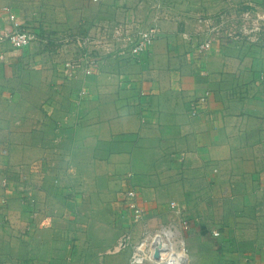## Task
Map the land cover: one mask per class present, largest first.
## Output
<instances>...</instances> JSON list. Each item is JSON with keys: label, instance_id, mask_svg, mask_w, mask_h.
<instances>
[{"label": "crops", "instance_id": "crops-1", "mask_svg": "<svg viewBox=\"0 0 264 264\" xmlns=\"http://www.w3.org/2000/svg\"><path fill=\"white\" fill-rule=\"evenodd\" d=\"M140 1L0 0V28L11 24L9 13L35 30L87 28L89 16L148 14ZM172 1L173 15L159 20V36L139 60L102 50L98 74L67 77L65 63L80 48L17 55L0 44V264H117L107 251L124 228L121 197L130 188L145 208L143 222L173 217L176 201L195 219L190 241L218 237L233 260L219 259L213 246V261L204 262L197 245V264H246L249 247L224 239L245 236L263 203L264 46L214 37L198 55L206 35L195 24L230 3L264 8V0ZM98 24L90 28L100 36ZM207 92L192 115L191 102ZM5 174L28 189L33 207L11 183L4 188ZM225 215L226 231L212 234Z\"/></svg>", "mask_w": 264, "mask_h": 264}, {"label": "built area", "instance_id": "built-area-1", "mask_svg": "<svg viewBox=\"0 0 264 264\" xmlns=\"http://www.w3.org/2000/svg\"><path fill=\"white\" fill-rule=\"evenodd\" d=\"M92 1L99 3L104 0ZM162 2L163 0L148 1V9L152 10L150 15L153 20L152 18L140 19L138 15H135L131 18L104 21L98 24L102 31L98 40L91 38L88 33L64 37H62L63 34L54 36L42 34L41 31L33 30L21 22L14 13H9L11 24L0 28V42L7 41L14 48H25L37 42L48 45L76 40L83 53L78 58L65 63L66 75L70 78L76 77L80 71L85 75H94L100 72L105 60L102 50H106V54L119 56L122 61L128 63L136 62L149 50L160 34L158 21L167 17L165 10L162 14L153 15L155 11L158 12V9L162 8ZM141 4L145 5L146 1H142ZM195 26L200 34L206 35L204 40L196 45L198 55H204L210 50L214 37L223 42L247 41L264 46V8L254 3H248L245 6L230 4L214 17L201 15ZM59 35L60 37H57ZM260 80L264 83V72ZM85 93V90L81 91L80 97H83ZM205 103V96L193 100L190 105L191 114L197 115ZM3 185L6 187L8 181L4 180ZM24 198L25 203L31 207L36 204L35 198L28 196ZM121 203L131 212L134 223L138 224L144 220L145 208L138 200L136 189L126 190L121 197ZM171 208L179 220L164 225L157 231L145 229L140 243L133 248L129 264H144L147 260L154 264H190L185 246V232L191 229V222L186 217L185 208L178 202L172 201ZM131 242V233H125L115 251L127 247Z\"/></svg>", "mask_w": 264, "mask_h": 264}, {"label": "rangeland", "instance_id": "rangeland-1", "mask_svg": "<svg viewBox=\"0 0 264 264\" xmlns=\"http://www.w3.org/2000/svg\"><path fill=\"white\" fill-rule=\"evenodd\" d=\"M142 1H144V0H141L140 2H142ZM145 1H146V3H148V1H150V0H145ZM23 2H24L23 3L24 8H26V10L29 9L31 5H28L26 1H23ZM230 4L237 5V3H230ZM175 6H176L175 2H173L172 0H163L162 8L160 10L158 9V12L155 11L153 13V15L154 14L155 15L156 14H162V13H164V10H165V12H167V17H168L169 13H171V15H173V13H174L173 10H174ZM150 13L152 14V10L148 9V14L146 13L144 16L138 15V18H140V19H150V18H152ZM23 16L28 22H30V19L26 18V16H28V12H25L23 14ZM88 20L90 22V25L87 26V28H86V26L84 27V25L82 24V25H79L80 26L79 28L75 27L74 29H70L71 31L70 30H58V31H55L53 29H50L49 27L48 28H45V27L42 28L40 25H38L40 27H39V29L37 31H41L42 34H46L47 33L49 36H54L55 34L56 35L57 34H63L62 37L70 36L71 34L83 35V34H86V32H87L89 35H91V38H93L94 40H98V36L96 34H94L95 32L92 31V28H90V26L91 25L92 26L96 25V23L100 24V23H102V22H104L106 20L101 21V20L97 19V17H93V16H89ZM152 20H153V18H152ZM28 27L33 29V30H35V28H34L35 26L28 25ZM73 30H76V31H73ZM57 37H60V35L57 36ZM2 43H7V44L10 45V43H8L7 41L0 42V44H2ZM69 46H72V47H75L76 49H79V46H78L76 40L71 41V42H67V43H64V42L63 43H59V47L61 48V51L63 50V48H68ZM41 48L46 49L50 53H55V44L50 43L48 45H44V44H42L40 42L34 43L33 45H31L29 47H25V48H14V47H12V50L10 51V53L14 52L17 55H21V54H23L25 52L26 53H36V52H39ZM2 50H4V49H2ZM1 58H3L5 60V57L1 56ZM75 58H77V57H74L72 59H75ZM20 65H21V62L20 61L17 62V67H20ZM67 77H66V79H68ZM49 78L50 77L47 76V80L48 81H49ZM72 78H75V77H72ZM72 78H70V79H72ZM209 94L210 93L207 92V93H205V95H203V96L206 97V103L208 101ZM190 112H191V110H190ZM22 178H23L22 179L23 181L27 180L26 175H24ZM4 180L8 181V185L6 186V188L4 186L5 189H7L9 187L10 183H11L14 189H16L17 191H19V190L22 191L20 193V196H21L22 199L24 197H26V196H29V197L32 196V195L29 194L28 189L27 188L25 189V186H22L21 188L19 187L18 183H19L20 180H17V178H12L10 175L5 174V176L2 177V179H1V184L2 185H3V181ZM26 182H28V181H26ZM5 200L6 199L3 198L1 201L5 202ZM180 205H182V204H180ZM122 206H123V210L125 212L123 214V218H124V222H125L124 228H123V230L121 232L120 237H118L119 239L116 242V244L112 245L109 248V250L107 251L109 260H111L112 262L117 263V264H129L130 258H131L132 253H133V248H134V246L136 244L140 243L141 239L143 238V231L145 229H148L150 231H157V229L163 227L164 225H167V224H169L171 222H177L179 220V218L176 215H173V217L169 216L166 219H164V217H161L160 219L157 218L154 222H152L151 225L149 223L146 224L143 221L141 223L137 224V223H134L132 221L131 212L128 209H126V207L123 204H122ZM169 207L171 208V203L169 204ZM182 207H184V206L182 205ZM37 211H38V213H40L41 209H37ZM258 212L259 213H253L252 216H251L252 220H249V222H246V233L247 234L245 236L236 237V236H232L231 235L229 237L226 236V238L224 239L225 244L228 242L229 245L232 244V245H236L237 246L238 242L240 240V244L241 245H246L245 247H249L247 250L243 251V252H245V254L243 253V255H244L243 260H244V262L246 264H264V197H263V203H262V205H261V207H260ZM145 213H146V211H145ZM190 213H191V211L188 210V208H186L185 209L186 217L191 222V229L188 232H185V241H186L185 246H186L187 254L189 255V258H190V264H197V262H196L197 258L195 256V254H196V251H195L196 247L195 246H197V245L199 247L204 246V248L206 249L205 252H204V257H203V261L204 262H206V261L207 262L208 261L212 262L213 261V253H212V247L213 246H217V254H219V256H220L219 259H222V260H224L226 262L227 261H233L232 259L229 258V255H227L226 253L223 252V250H228V249H223L221 247L223 245L222 244V240L221 239H217L218 237L217 238H213V237L211 238L210 236H203V235H201L199 233V239H197V240L195 239V240H193V242L190 241V238L194 235V234H191L192 233V228H193L192 224L195 222V219L191 216ZM145 218H146V215H145ZM221 221L223 223H221V224L218 223V225H214V226L210 225L211 227L213 226V228H214L213 230H211L212 234H214L215 231H217L216 233H219V232H222V231L223 232L226 231V227H228L226 215L223 217V219ZM194 231L195 230H193V232ZM127 232L131 233V237H132L131 244H129L127 247H125V248H123V249H121L119 251H115V248H116L119 240H121L122 236L125 233H127ZM220 237L221 236H219V238ZM193 238H195V236H193ZM243 238L246 241L245 243H244V239ZM214 240H216L217 242H215ZM249 242H250V244H248ZM238 249L233 250L231 252L232 253L233 252H239ZM241 255H242V252H241ZM214 259H216L215 256H214ZM226 262H225V264H226ZM144 264H154V263L152 261L147 260Z\"/></svg>", "mask_w": 264, "mask_h": 264}]
</instances>
